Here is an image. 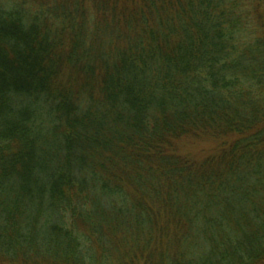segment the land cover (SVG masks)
I'll list each match as a JSON object with an SVG mask.
<instances>
[{"label":"trees","instance_id":"obj_1","mask_svg":"<svg viewBox=\"0 0 264 264\" xmlns=\"http://www.w3.org/2000/svg\"><path fill=\"white\" fill-rule=\"evenodd\" d=\"M259 2L0 0V264H164L178 236L259 259Z\"/></svg>","mask_w":264,"mask_h":264},{"label":"rangeland","instance_id":"obj_2","mask_svg":"<svg viewBox=\"0 0 264 264\" xmlns=\"http://www.w3.org/2000/svg\"><path fill=\"white\" fill-rule=\"evenodd\" d=\"M256 0H250V3L255 4ZM260 8L258 10V13H252V15L260 14L261 16L264 15V0H260ZM258 24L255 23L253 26L255 27L253 30L249 31V33H252L251 36L246 37L247 40H253L258 35H264V28L260 29L257 26ZM184 151H188L191 153L194 157H202L204 156L208 149L215 145V142H212L211 140H198V141H184ZM179 238H183V240H180L179 238H175L174 241H167L165 242V245L167 246V252H165V259L164 264H203L206 260L207 253L210 252V250L205 247V238L203 236H178ZM221 237V236H220ZM239 237V236H237ZM248 236H242V238H245ZM255 241L254 243H251L248 249V245H245L246 247L243 248V250L246 251H252V252H259L258 257L259 259H255L253 263L250 264H264V250L260 251L259 249L264 248V236H251ZM180 240V241H179ZM263 243V244H262ZM141 247H143L145 244L140 243ZM145 249L146 251L152 255L154 264H158L161 261L160 254L161 252L159 249H155L153 244H150ZM144 249V250H145ZM240 253L239 251L237 254ZM214 257V256H213ZM216 257V256H215ZM257 257V258H258ZM163 262V261H162ZM162 264V263H161Z\"/></svg>","mask_w":264,"mask_h":264}]
</instances>
